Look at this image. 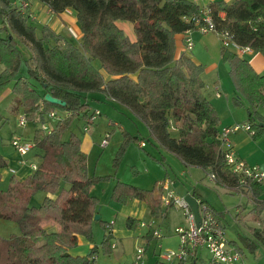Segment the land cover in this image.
Wrapping results in <instances>:
<instances>
[{"label": "trees", "instance_id": "obj_1", "mask_svg": "<svg viewBox=\"0 0 264 264\" xmlns=\"http://www.w3.org/2000/svg\"><path fill=\"white\" fill-rule=\"evenodd\" d=\"M38 1L54 14L74 10L81 38L75 45L49 26L37 27L13 1L0 0V93L10 87L19 111L33 125L31 152L38 157L31 175L23 180L11 175L6 187H0V220L19 227L18 234L0 237V264H95V247L86 255H73L71 250L79 238L92 239L98 203L90 189L104 177L88 176L87 155L79 135L70 128L75 120L84 126L91 123L87 120L89 100L99 101L96 95L139 120L147 129L149 143L172 153L187 167L212 172L217 185L246 196L261 228H251V237L242 242L250 250L264 247L261 183L245 180L243 186L238 184V177L221 156L219 115L203 94L204 68L188 54H176V38L194 29L192 18L202 8L188 0ZM206 8L218 31L264 56V0H214ZM117 21L133 24L134 41L119 29ZM220 59L228 65L235 92L249 104L245 123L256 141L264 135V127L259 126L264 124V113L255 110L256 106L264 109V72L255 73L247 60L223 46ZM22 64L24 75L19 73ZM46 94L65 106L45 102ZM239 96L233 100L236 106L241 105ZM53 111L59 118L51 121L47 114ZM3 120L0 115V125ZM46 123L49 132L42 129ZM123 136L119 154L131 139H137L125 131ZM7 166L0 153V171ZM39 192L46 196L34 207L30 201ZM112 199L120 205L129 199L145 201L154 218H164L166 211L175 208L173 203L162 206L153 190L120 182L114 186ZM44 222L55 224L58 230H45ZM136 225L134 219L126 220L129 231ZM111 237V233L103 236L105 254L111 253ZM229 242L242 254L236 242Z\"/></svg>", "mask_w": 264, "mask_h": 264}, {"label": "rangeland", "instance_id": "obj_2", "mask_svg": "<svg viewBox=\"0 0 264 264\" xmlns=\"http://www.w3.org/2000/svg\"><path fill=\"white\" fill-rule=\"evenodd\" d=\"M203 38L214 40L216 44L217 40H219L214 34L204 35L192 31V42H195L197 39L198 43L201 44ZM198 43L196 42V45ZM183 52L184 46L178 37L176 38V54L180 55ZM257 52L262 54L259 51ZM203 54L202 63L204 65L202 66L205 71L203 73H205L206 84L210 86L209 83L213 80L219 84V87H222L223 91L224 87L228 86L230 89L232 87L235 92L228 75V65L220 59L217 49L208 52L204 50ZM199 55L201 54L199 53ZM213 66L216 68L211 73L208 70ZM19 73L20 75L26 74L24 64H22ZM233 107L240 110V106L233 104ZM121 108L115 102L106 100L104 97L99 102L89 100L90 113L97 110L100 112V115L96 116L94 121L87 126L88 130L86 132L83 131V121L75 120L70 128V131L73 130L80 136L83 146L86 144L85 139H90L91 146H89V149L91 151L87 150L88 176L104 177L93 185L91 189V195L97 199L98 210H101V215L106 220V223H104L103 218V223H98V221H93L92 223V239L89 242L97 250L95 264H132L135 262L136 250L138 248L145 250L142 255V263L140 264H157L156 261L161 262L157 256L159 253L157 246L160 245L162 251L171 250L177 252L179 250L180 239L174 235L173 228L188 226V222L180 208L175 207L166 211V220L163 217H159L157 220L155 218L148 220L149 216L147 215L141 220L142 222L140 223L143 226L139 225L138 231H134L129 236H124L126 218L121 214V210H119L120 206L118 207L119 209L115 208L117 203L112 199L113 189L117 182L128 185L139 183L148 187H152L153 185L154 192H156L157 183L163 179L165 172L171 178L177 177L176 185L178 188L175 191H178L179 195L182 193L183 190L181 189L184 187L186 189L195 188L206 201L205 203L215 211L224 228L227 239L236 242L240 248L244 264H264V247L257 245L254 250H250L242 242V238L251 237V227L260 226L257 225L255 216L250 212L252 207L248 203L247 197L241 192L232 191L224 186L217 185L201 169L192 168L186 170L175 157V159L169 158L167 163L152 159L148 152L153 151L151 145L147 142V130L144 125L128 111ZM18 111L16 99L10 102L8 98H4L0 101V115L4 118L3 123L0 125V153L3 156L14 152L9 143L13 135L22 136L29 140L32 138L30 136L33 134V125L27 123L26 126H20L18 119L22 113L19 111L18 114H14ZM124 131L136 136L137 139H131L129 145L119 154L118 152L123 144ZM105 136H107V146L102 148L100 144L105 139ZM142 141L146 144L144 149H141L143 147H139ZM156 156L158 157V155ZM28 160H35L37 162L38 158L30 156ZM144 161L147 162V165L144 164ZM169 164L171 167H169ZM183 170L190 172V175H181L180 172ZM147 171L148 173H146ZM171 178L166 177V179L173 181ZM155 180L156 182H153ZM7 182H1L0 187H5ZM171 188L173 189V186ZM38 194V196L41 195V193ZM263 217L264 214L261 218ZM149 225L152 228L150 233L151 238H148L149 236L141 237L140 232L143 231L145 233L144 230H147V226ZM109 230L111 233L114 231L118 237H111L110 244L115 245L111 249L110 254H105L102 250L101 242L105 234H110L108 233ZM153 231H157L161 235L160 239L155 238ZM18 233L19 227L15 222L0 220V237L8 238ZM89 242L85 238H80L78 249L72 252L80 253L81 255L87 254L88 250L84 248V245ZM208 257V253L202 250L199 254V260L195 264H206Z\"/></svg>", "mask_w": 264, "mask_h": 264}, {"label": "crops", "instance_id": "obj_3", "mask_svg": "<svg viewBox=\"0 0 264 264\" xmlns=\"http://www.w3.org/2000/svg\"><path fill=\"white\" fill-rule=\"evenodd\" d=\"M11 1H13L12 3L16 4L19 0H11ZM27 1L29 4L27 11L31 15L30 21L32 23H34L37 27H42L45 25L49 26L57 34L62 35L65 40H68L69 42H71L75 45H79L80 38H81V32L79 29V25H78V22L76 19V13L74 12V10H72L71 8H68L60 14H54L49 10V8L46 5H44L43 3H41L38 0H27ZM188 1H191V2L195 3L196 5H198L200 8H203V7H207L214 0H188ZM225 1H228V0H225ZM220 17L223 18L224 13H220ZM116 25L119 27V29H121L125 33V35L131 41L135 40V34H134V29H133L132 23L126 22V21H117ZM178 37H179V40L183 44V38H182L183 35L181 34ZM218 41L219 40H217V44H216L214 42V40H211L209 38L206 40V38H203L201 41V44H200V43H198V40L196 39V41L193 42L192 50L190 52H188L187 54H188V56H190V58L193 60L194 63L204 65V63H202L203 62L202 61L203 56H204V54H203L204 50L208 52L210 50L214 51L217 49V52L220 55L221 45H220V42L218 43ZM196 42L198 43L197 45H196ZM179 45H180V43H179ZM194 50H195V52H194ZM199 53L201 55H199ZM177 56H178V54H177ZM240 58L247 60L250 64V66L252 67V69L255 71V73L261 75L264 72V56H263V54H260L256 51L252 54L240 56ZM215 68L216 67L213 66L208 71L211 72ZM1 69H2V67L0 65V70ZM204 74L205 73H203L201 75V78H202L204 85H205L204 89H203V94L207 98V100L210 101V103L215 107V109L218 112V115H219L218 129H221V128L227 127V126H233L235 124H241V123L247 122V109L249 108V104L247 103V101L243 97L237 95V96H239V102L241 105H240V110L235 109V107H233V100L237 97V96H235L237 93L235 94L232 87L230 89L228 86H225L224 91H223L222 87H219V84L213 80L210 81V83H209L210 86H208L205 82ZM10 90H11L10 87H8V88L4 89L2 91V93H0V101L3 100L4 98H8L11 102L14 99ZM95 97L99 98L100 100L103 99V96H101V95H99V96L96 95ZM104 99H106V98L104 97ZM99 101H97V102H99ZM123 109H125V108H123ZM255 110L260 114L264 113V109L260 106H256ZM239 115H241V116H239ZM33 131H34V127H33ZM127 133L131 136H134L129 132H127ZM32 135L30 137H32ZM14 136H16V135H13L12 137H14ZM79 138H80V136H79ZM147 138H148V132H147ZM85 140H86V144H85V146H83L82 140L80 138L81 149L87 155V150L91 151L89 149V146H91V144H90L89 138H86ZM231 141H232L234 150L240 159H242L248 165L258 166L260 168L264 167V135H262L258 140L254 141L248 132L237 131L236 133H234L231 136ZM141 143H145V142L142 141V142H140V144ZM149 144L151 145L153 152H148V154L155 161H162V162L165 161L167 163V160L169 158L178 159L175 155H173L172 153L165 151L164 149L158 147L155 143H152V144L149 143ZM145 145L143 148H141V146H139V147L141 149H144L146 147ZM156 155H158V157ZM30 156L33 158H36V159L38 158L37 156H35L34 152H30L27 155V158H26V156L24 157V160H26V164L23 165V164H21V160H22L21 156L18 155L15 151L13 153L6 155V156L4 155L5 159L8 162V167L0 171V176H1L0 183L1 182L3 183L4 181L9 180V178L11 176V174L9 173V169H13L15 171L14 176L16 178H18L19 180H23L27 176L31 175L34 170H32L29 167V165H31V164L36 165V163H38V161L36 162L35 160L34 161L28 160V157H30ZM179 161H180L181 165L186 170H190L193 168V167H187L186 165H184V163L181 160H179ZM144 164L147 165V162L144 161ZM169 167H171L170 164H169ZM146 173H148V171ZM180 174L181 175H190V172L183 170L180 172ZM166 177L171 178V177H169V174L167 172L164 173L163 179H165ZM171 179L173 180V189L172 188L171 189L173 190V192L176 196L185 197V196L189 195L194 200H196V202H199V200L205 201L200 196V194L195 190V188L186 189L184 187L183 189H181L183 191L179 195L178 191H175L178 188L176 185L177 184L176 183L177 177L176 178L172 177ZM153 182H156V180ZM132 186H135V187H138L141 189L153 190V192H154L153 185H152V187H148L147 185H141L139 183H134V184H132ZM260 186H261L260 198H264V183H261ZM5 187H2V188H5ZM149 188H151V189H149ZM91 189H90V195H91ZM39 193H41L40 196H38L39 194L37 193L30 201V204L34 207H38L41 204L43 198L46 196L45 193H42V192H39ZM154 195H157V191L154 192ZM119 206L121 207L120 209L118 208ZM115 208L121 210V214L126 218V220L128 218H131L137 222V225H136V228L134 231H138L139 223L142 222L141 220L144 219L147 215L149 216L147 218L148 220H150L151 218H154L151 216L148 203L145 201H140V200H136V199H129L127 201V203L124 205H120L117 203ZM97 215H99V219L101 221H103L102 220L103 217L101 215V210H98V208H97ZM103 219H104V223H106L105 218H103ZM155 219L157 220L158 218H155ZM164 219L166 220V216L164 217ZM126 220H125V229L126 230L123 234H124V236L125 235L129 236L134 231H129L126 228ZM256 223H257V225H260V226L259 227H251V228H261V224H259L258 222H256ZM42 225H43L44 229L47 231H57L58 230V227L51 222H44ZM175 226H177V225H175ZM262 227L264 228V226H262ZM174 228H173V230H174ZM173 230H172V233H173ZM151 231H152V228H151V225H149V226H147V230H144L145 233H143V231H141L140 235H141V237L149 236L148 238H151L150 234H148ZM111 236H113V237L117 236L118 237V235L116 233H114V231H113V233H111ZM79 243H80V238H79V242H78L77 247L75 249L71 250V253L73 255H81L80 253L72 252V251H76L78 249ZM113 245H115V244H113ZM92 247H93V245L90 242L87 243L86 245H84V248L86 250H88V253L90 252V249ZM111 249H113V248L111 247ZM82 255H86V254L84 253ZM95 261H96V257H95ZM196 262H198V261H196Z\"/></svg>", "mask_w": 264, "mask_h": 264}, {"label": "built area", "instance_id": "obj_4", "mask_svg": "<svg viewBox=\"0 0 264 264\" xmlns=\"http://www.w3.org/2000/svg\"><path fill=\"white\" fill-rule=\"evenodd\" d=\"M14 5L22 14L27 15L29 18L31 17L27 11L29 6L27 0H19ZM192 22L194 24V29L186 30L182 33L184 46L183 53L187 54L193 48V42L191 39L192 31L204 35L214 34L218 37L223 47L232 50L238 56H244L254 52L249 46H239L232 42L227 32L218 31L213 22L211 13L206 7L201 9L199 16L192 18ZM99 115V111H94L90 114V117H88V122L92 123L95 117ZM47 118L51 121L57 120L59 114L56 111H53L47 114ZM18 123L20 126H26L27 121L23 114L19 116ZM89 124L83 127L84 132L88 130L87 126ZM42 129L49 132L51 128L48 123H46L42 126ZM237 131H245L250 135L253 134L248 123L235 124L233 126L221 128L217 138L220 144V152L223 160L229 170L238 177L239 185L243 186L245 180L258 183L264 182V168L248 165L236 154L231 141V136ZM106 137L107 136H105V139L102 140L100 144L102 148L107 146ZM144 145V143L140 144L141 147H144ZM10 146L21 156V164L25 165L26 160H24V157L27 156L34 147L32 140L25 139L22 136H14L10 140ZM29 167L32 170L36 169V165L34 164L29 165ZM9 173L14 175L15 171L9 169ZM207 176L211 181L215 182V176L212 172H209ZM172 186L173 181L166 178L159 181L157 183V195H159L161 199L162 206L166 207L169 203H173L175 207L180 208L188 222V226H177L174 228L175 235L180 239V247L177 252L171 250L162 251L160 246L158 247V257L164 262V264H175L177 262H180L181 264H190L196 262L199 259V254L202 250H205L209 256L206 264H244L242 254L230 244L225 235L224 228L213 209L204 202H197L200 216V222L197 225L189 204L185 201L184 197H179L174 194L171 189ZM139 225L143 226L141 223H139ZM108 233H111V231L109 230ZM153 234L156 239H160L161 235L157 231H154ZM111 247L113 248L114 245L112 244ZM144 251L143 248H138L136 250L135 262L132 264L142 263L141 260Z\"/></svg>", "mask_w": 264, "mask_h": 264}, {"label": "water", "instance_id": "obj_5", "mask_svg": "<svg viewBox=\"0 0 264 264\" xmlns=\"http://www.w3.org/2000/svg\"><path fill=\"white\" fill-rule=\"evenodd\" d=\"M44 101L49 103V104L56 105V106H62V107L65 106L64 102H62L61 100H59L57 98L52 97L50 94H46L44 96ZM259 126L260 127H264V124L260 123ZM184 199L189 204L190 209H191V211H192V213L194 215L195 222L198 225L199 222H200L198 203L196 202V200H194L189 195L185 196ZM93 219H94V221H98L99 220V215L96 214Z\"/></svg>", "mask_w": 264, "mask_h": 264}]
</instances>
